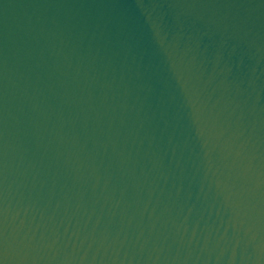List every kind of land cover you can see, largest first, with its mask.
Segmentation results:
<instances>
[{"label": "water", "instance_id": "95a60500", "mask_svg": "<svg viewBox=\"0 0 264 264\" xmlns=\"http://www.w3.org/2000/svg\"><path fill=\"white\" fill-rule=\"evenodd\" d=\"M0 264H264V0H0Z\"/></svg>", "mask_w": 264, "mask_h": 264}]
</instances>
